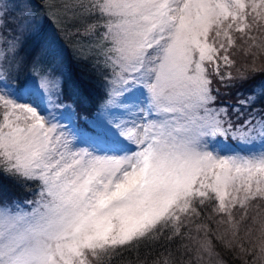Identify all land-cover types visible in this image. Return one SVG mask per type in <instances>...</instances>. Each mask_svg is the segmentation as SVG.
I'll use <instances>...</instances> for the list:
<instances>
[{"label":"snow or ice","instance_id":"snow-or-ice-1","mask_svg":"<svg viewBox=\"0 0 264 264\" xmlns=\"http://www.w3.org/2000/svg\"><path fill=\"white\" fill-rule=\"evenodd\" d=\"M29 8L0 0V177L32 197L0 200V264H264V113L232 119L264 84L220 102L264 76V0H67L96 38L83 126L37 62L19 79Z\"/></svg>","mask_w":264,"mask_h":264},{"label":"trees","instance_id":"trees-1","mask_svg":"<svg viewBox=\"0 0 264 264\" xmlns=\"http://www.w3.org/2000/svg\"><path fill=\"white\" fill-rule=\"evenodd\" d=\"M30 1L32 3V7L36 8L37 6L35 3H38V0ZM65 2H67V0H52L50 4L55 5L56 7L54 8L60 10V6H62ZM31 12L33 13V11ZM34 15L36 16V14ZM47 20L49 22L51 21L50 17L46 14L44 20H41L40 23L42 25V29L45 27ZM53 27L55 32L54 36L51 37L50 43L44 45L49 46L48 49H52L49 50L50 54L47 55V57H51L52 64L48 67L43 66L39 68L45 70V73L47 74L60 77L59 81L62 84L63 91V95L61 96V98L72 103V106L75 109V117L81 118L82 114L91 117L95 113H97L96 109L98 107V94L95 88L96 80L92 76L88 64L84 63L81 59V55L89 54L88 49L94 45L96 38H85L83 36H77L75 34V28L70 26V22H68L67 24H53ZM37 31L39 32L42 30ZM5 33L7 32L5 31ZM34 34L37 33H33L31 36L27 35L26 37L28 38H25L24 41L23 50L26 48V46H29L26 60L31 56L32 52H34L35 54L36 52H38L37 39L35 38ZM52 44L53 47H51ZM51 51L56 52V54H52ZM31 61L35 62V60ZM56 61L58 62V65L53 67V62ZM261 84H264V76H261L260 73H257L255 80L250 84H244L243 86L239 87L238 90L232 89L227 94H224V92L222 91L220 102L229 106H236L238 101L251 94L253 89L258 90V87ZM14 85H16V83H14ZM226 100H230L231 104L225 102ZM239 112L240 114L236 115L235 110H233L232 119L234 123H238L249 114L264 113V107H262V105L259 103L251 108L240 106ZM80 118L78 119L79 121ZM256 118L259 119V116H257ZM236 145L238 144L236 143ZM254 145L258 144H253L252 147ZM245 149L246 148H244L243 150ZM26 198H32L30 193L26 189L22 188L20 185L16 184L14 181L7 177H0V200L11 202L14 200L23 201ZM146 254H148L147 250H142V255ZM135 255L136 254L133 253V255L129 257L127 254H125L123 257V261L117 259L115 261V264H126L129 259H135Z\"/></svg>","mask_w":264,"mask_h":264},{"label":"rangeland","instance_id":"rangeland-1","mask_svg":"<svg viewBox=\"0 0 264 264\" xmlns=\"http://www.w3.org/2000/svg\"><path fill=\"white\" fill-rule=\"evenodd\" d=\"M53 1H58V0H53ZM37 2L38 3H35L37 7L33 8L31 5L32 3L29 0L30 8L28 9V13H29L28 19L32 22L31 27L33 29H34V25H35L34 33H37V34H34V35H35V38L37 39L38 52L35 51L36 54L34 52H32L31 56L26 60V55L28 53L29 46H26V48L24 50L22 47V49L19 53V57H18L19 59L24 60V64L22 65L20 77H19V79H21V80L24 78L31 79L32 76L35 74V73H33V69H32L33 62L31 60H35V62L38 63L39 67H43V66L48 67L52 64L51 57H47V55L50 54L49 50H52V49H48L49 46H44V45H47L48 43H50L51 37L54 36L55 32H54L53 24H60V23L67 24L69 22L68 20L63 18V12L61 10L54 8V7H51V8L48 7V5H51L50 3L52 2V0H38ZM37 8H38V10H37ZM31 11H33V13ZM45 13L50 17L51 21L49 22L47 20L45 27L42 29V27H41L42 25L40 23H41V20H44V17L46 16ZM13 14L16 16H19V13H17V12H14ZM34 14H36V16ZM37 30H42V31L38 32ZM12 35L13 34H10L8 32L5 33V36L9 39H11ZM27 35H28V33H25L23 35H19V39L21 40L23 45H24L25 37ZM40 38H43L44 41L46 42L43 46L41 45ZM32 46H33V44H32ZM51 47H53V44ZM53 50H54V48H53ZM51 53L56 54V52H54V51H51ZM29 59H31V60H29ZM57 65H58V62L56 61V62H53L52 66L55 67ZM43 71L45 72V70H43ZM51 76L53 78L58 79V80L60 79V77H58V76H53V75H51ZM13 82L17 84L19 81L18 80H12V82L10 81V83H12L14 85ZM60 103L62 105L66 104V105L70 106L69 111H71V112L75 111L74 107L72 106V103L66 101L65 99L63 100L62 98H60ZM60 112H65V109L58 105L57 108L54 110V114L57 115L60 120L67 123L66 117H59ZM97 114L98 113H95L91 117H88L87 115L82 114L81 115L82 119L79 117L80 123L84 124L86 118L90 119L92 117H95ZM74 119H75V117H74ZM76 123H77V121H76ZM255 144H258V145H254L253 147L251 146L252 149H255V150H259L262 146H264L261 144L259 139L256 140ZM233 149H236V148H233Z\"/></svg>","mask_w":264,"mask_h":264}]
</instances>
